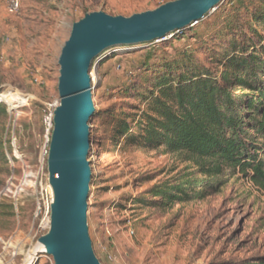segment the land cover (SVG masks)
I'll list each match as a JSON object with an SVG mask.
<instances>
[{"label":"rangeland","instance_id":"rangeland-1","mask_svg":"<svg viewBox=\"0 0 264 264\" xmlns=\"http://www.w3.org/2000/svg\"><path fill=\"white\" fill-rule=\"evenodd\" d=\"M172 1L18 0V10L9 13V0H0V93L11 91L26 100H3L6 112L0 114V202L6 206L0 216V264H26L30 257L31 264H53L51 257L38 252V239L48 228L34 214L40 182L45 187L48 179V125L59 103L58 59L72 25L93 12L129 17ZM226 2L199 21L207 24L208 32ZM175 34L109 49L90 67L99 111L89 123L93 179L87 225L93 251L101 264H253L264 258V191L236 174L200 198L164 206L147 196L154 186L184 180H203L206 186L215 181L203 178L192 163L159 149L127 148L123 140L114 145L111 128L106 133L104 119H98L121 107L132 114L129 105L137 103L130 100L133 95L124 96L122 88L142 82L150 87L140 82L141 75L154 79L163 71L162 58L194 47L192 33L179 43L172 39ZM148 52L153 56L144 69ZM197 56L203 61L201 53ZM140 195L146 196V206H132L131 199Z\"/></svg>","mask_w":264,"mask_h":264},{"label":"trees","instance_id":"trees-1","mask_svg":"<svg viewBox=\"0 0 264 264\" xmlns=\"http://www.w3.org/2000/svg\"><path fill=\"white\" fill-rule=\"evenodd\" d=\"M217 10L210 32L205 22H198L202 29L190 27L172 37L179 43L192 33L196 42L162 58L163 71L154 79L141 75L140 82L150 87L142 82L122 88L124 96L133 95L130 100L137 103L129 105L132 114L121 107L98 117L104 119L106 133L111 128L114 145L123 140L127 148L159 149L192 163L203 178L215 181L206 186L203 180L154 186L147 196L164 206L200 198L236 174L264 191V0H227ZM152 56L146 54L144 69ZM5 106L0 101L1 115ZM51 130L52 125L49 140ZM3 153L0 144V157ZM131 203L146 206V196ZM4 207L0 202V216ZM253 264H264V258Z\"/></svg>","mask_w":264,"mask_h":264},{"label":"water","instance_id":"water-1","mask_svg":"<svg viewBox=\"0 0 264 264\" xmlns=\"http://www.w3.org/2000/svg\"><path fill=\"white\" fill-rule=\"evenodd\" d=\"M224 0H175L129 17L103 12L74 23L58 59L59 103L52 113L47 184L52 192L49 225L38 239L53 264H101L87 225L92 169L88 161L95 116L89 71L109 49L163 41L197 24Z\"/></svg>","mask_w":264,"mask_h":264},{"label":"built area","instance_id":"built-area-1","mask_svg":"<svg viewBox=\"0 0 264 264\" xmlns=\"http://www.w3.org/2000/svg\"><path fill=\"white\" fill-rule=\"evenodd\" d=\"M18 7H19L18 0H9V4L7 7L9 13L16 12L18 10ZM51 125H52V115L50 114L49 125H48L49 128L51 127ZM40 191H41V197L37 202L34 218L36 219L41 217L43 228L47 229L49 225V214H50V204L52 202V192L48 184H46L45 187H42L41 182H40Z\"/></svg>","mask_w":264,"mask_h":264},{"label":"bare ground","instance_id":"bare-ground-1","mask_svg":"<svg viewBox=\"0 0 264 264\" xmlns=\"http://www.w3.org/2000/svg\"><path fill=\"white\" fill-rule=\"evenodd\" d=\"M0 100H4V101H7V102L13 103V104H15V103L16 104H22V103H24L25 99L23 100V98L17 93H14V92H11V91H5L4 93H2L0 95ZM38 250H39L38 252H41V253H45L46 252L45 247H43L41 245L38 246ZM31 261H32V257H30L27 260L26 264H31Z\"/></svg>","mask_w":264,"mask_h":264}]
</instances>
